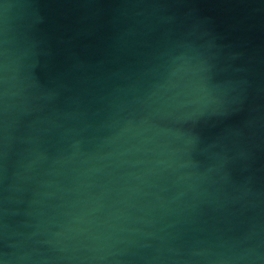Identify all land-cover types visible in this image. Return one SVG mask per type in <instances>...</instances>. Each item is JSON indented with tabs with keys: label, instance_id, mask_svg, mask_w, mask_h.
<instances>
[{
	"label": "water",
	"instance_id": "1",
	"mask_svg": "<svg viewBox=\"0 0 264 264\" xmlns=\"http://www.w3.org/2000/svg\"><path fill=\"white\" fill-rule=\"evenodd\" d=\"M0 264H264V0H0Z\"/></svg>",
	"mask_w": 264,
	"mask_h": 264
}]
</instances>
